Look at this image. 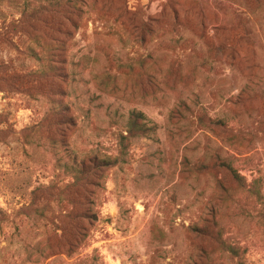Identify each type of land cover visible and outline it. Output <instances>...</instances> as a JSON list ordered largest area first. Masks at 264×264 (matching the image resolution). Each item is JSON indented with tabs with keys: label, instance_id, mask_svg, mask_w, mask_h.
Listing matches in <instances>:
<instances>
[{
	"label": "rangeland",
	"instance_id": "obj_1",
	"mask_svg": "<svg viewBox=\"0 0 264 264\" xmlns=\"http://www.w3.org/2000/svg\"><path fill=\"white\" fill-rule=\"evenodd\" d=\"M254 7L0 0V264H264ZM136 111L154 131L122 150ZM70 203L89 217L72 255Z\"/></svg>",
	"mask_w": 264,
	"mask_h": 264
},
{
	"label": "trees",
	"instance_id": "obj_2",
	"mask_svg": "<svg viewBox=\"0 0 264 264\" xmlns=\"http://www.w3.org/2000/svg\"><path fill=\"white\" fill-rule=\"evenodd\" d=\"M72 0H55L57 5L63 4V3H69ZM252 3H255V7L251 10L258 11L264 8V0H249ZM54 2V1H53ZM250 10V11H251ZM59 27V25L56 26V28ZM59 30V29H58ZM154 129H151L148 127V125L145 123V116L141 112H132L129 115V119L127 120V123L123 130L120 132V147L122 150H125L126 145L125 141L130 140L131 138H134L136 136H145L146 134H149L153 132ZM100 160V159H99ZM101 161V163H100ZM98 161V156L95 157V159H92L90 161V167H98V164H101L100 166L102 168H109L114 167L119 162L118 158H112L105 156L103 160ZM98 162V164H97ZM90 167H86V164L81 163L76 167L75 171V181L73 184H71V187H76L78 183L82 181H86L88 178V174L92 172ZM70 187V188H71ZM81 189H84L83 187H80ZM81 190H79L80 192ZM74 192H78L75 190ZM71 204V203H70ZM72 211L68 216L67 226L62 227L55 221L54 226L56 228H59L62 230L63 234L69 235V243H68V251H70V255L74 253V251L78 248L79 245H81L80 237L82 236V232L84 231L83 223L89 219V217L85 216L82 213H75V206H79V204L72 203ZM67 243V241H66ZM74 250V251H73Z\"/></svg>",
	"mask_w": 264,
	"mask_h": 264
}]
</instances>
